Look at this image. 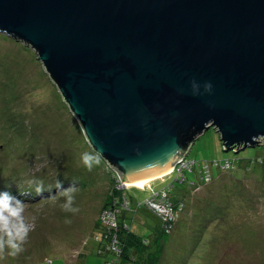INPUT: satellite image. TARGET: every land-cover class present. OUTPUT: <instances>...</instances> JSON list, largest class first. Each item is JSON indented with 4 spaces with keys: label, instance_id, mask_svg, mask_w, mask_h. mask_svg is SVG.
<instances>
[{
    "label": "water",
    "instance_id": "water-1",
    "mask_svg": "<svg viewBox=\"0 0 264 264\" xmlns=\"http://www.w3.org/2000/svg\"><path fill=\"white\" fill-rule=\"evenodd\" d=\"M0 34L127 184L171 175L210 129L226 153L264 146V0H0Z\"/></svg>",
    "mask_w": 264,
    "mask_h": 264
},
{
    "label": "rangeland",
    "instance_id": "rangeland-1",
    "mask_svg": "<svg viewBox=\"0 0 264 264\" xmlns=\"http://www.w3.org/2000/svg\"><path fill=\"white\" fill-rule=\"evenodd\" d=\"M85 152L94 154L34 51L0 34V192L22 200L32 224L23 251L12 257L5 250L0 264H105L110 253H122L126 221L135 218L133 230L141 235L158 230L149 212L135 205L130 210L126 192L142 204L172 184L185 208L163 245L160 264H264V146L226 153L220 135L210 129L188 157L201 164L237 159L238 167L200 186L180 185L175 175L138 187L119 184L123 181L102 159L89 171L81 159ZM29 181L44 191L37 195ZM56 181L62 189L75 183L78 212L63 209ZM110 197L115 227L104 217Z\"/></svg>",
    "mask_w": 264,
    "mask_h": 264
},
{
    "label": "trees",
    "instance_id": "trees-1",
    "mask_svg": "<svg viewBox=\"0 0 264 264\" xmlns=\"http://www.w3.org/2000/svg\"><path fill=\"white\" fill-rule=\"evenodd\" d=\"M214 161L216 160L206 161V162L212 163ZM235 161L236 162L234 163V169L238 167V160L236 159ZM260 164L262 167H264V161L260 162ZM228 172L232 173L233 169ZM216 173L219 172L214 169L213 180L216 179L215 178ZM225 173L227 172H223V174ZM188 175H194V179L190 181L188 179ZM185 176L186 177L184 182L180 183L181 179H179L180 181L175 180V182L184 186H186L188 183L189 185L190 184L199 185V186L207 185L205 182L199 181L197 179L198 177L196 178L195 173H190L186 171ZM173 188H174V184H172L168 189L165 188V190H167L168 193V202L170 204L171 210L173 212L174 211L178 212L180 209L185 208L184 201L180 199V196L178 194L173 193ZM126 201L128 202V207L130 208V210H133L134 208L132 206L135 205V208L138 207L137 211L145 210L149 212L157 220L158 230L157 232L152 230V232L149 235H141L133 230L134 226L132 223H134L135 218L131 220V223L130 220L126 221L124 225L125 224L128 225L129 230L126 231V234L121 236L122 253L121 255L118 256H115L113 255V253H110L112 259L107 260L105 264H160V260L163 255V245L167 244L169 241L170 233L167 232L168 228H165L164 222L161 219H159L155 214H153L151 211L148 210V207L146 206V201H148V199L142 204L139 203L135 204L133 198L131 196H128V192H126ZM112 204H113V198L110 197L106 200L105 209L108 206H111ZM170 223L175 225L174 220L170 221L168 224L170 225ZM100 225L101 222L99 221L98 226Z\"/></svg>",
    "mask_w": 264,
    "mask_h": 264
},
{
    "label": "clouds",
    "instance_id": "clouds-1",
    "mask_svg": "<svg viewBox=\"0 0 264 264\" xmlns=\"http://www.w3.org/2000/svg\"><path fill=\"white\" fill-rule=\"evenodd\" d=\"M199 85L193 81V94L199 92ZM212 85L206 83L204 90L210 92ZM102 152L96 149L93 153L85 152L81 159L85 167L91 171L94 165H98L101 160ZM30 185H35L37 195L44 191L43 185L36 181H29ZM59 195L65 197V202L62 205L67 212H78V208L73 207L74 197L72 193L77 191L75 183L67 189H62V182L56 181L55 187ZM26 204L13 196L10 192H0V259L4 258L5 250L9 256L15 257L23 251V245L27 241L32 224L25 217ZM34 219V218H33Z\"/></svg>",
    "mask_w": 264,
    "mask_h": 264
},
{
    "label": "built area",
    "instance_id": "built-area-1",
    "mask_svg": "<svg viewBox=\"0 0 264 264\" xmlns=\"http://www.w3.org/2000/svg\"><path fill=\"white\" fill-rule=\"evenodd\" d=\"M236 161L234 159H225L223 161H214L212 163H204L201 164L195 160H191L189 157L185 158L183 161L178 163L173 169L171 175H176V181L184 182L185 181V172L188 171L190 173H195L196 178L199 181H203L206 184L210 183L213 180V172L214 169L217 170L219 173L228 172L234 169V163ZM195 171V172H194ZM118 177V176H117ZM119 181V180H118ZM119 184H126L120 181ZM128 204V202L126 201ZM146 206L148 210L155 214L159 219L164 222L165 228H168L167 232L171 233L173 229V224L170 221L177 218L178 213L182 210L180 209L178 212H173L171 210L170 204L168 202V193L167 190L163 189L161 192L153 194L151 197L148 198L146 201ZM107 216V220L112 223L115 221V210L114 207L106 208L104 211V217ZM104 222V221H103ZM114 225L111 227H115Z\"/></svg>",
    "mask_w": 264,
    "mask_h": 264
},
{
    "label": "bare ground",
    "instance_id": "bare-ground-1",
    "mask_svg": "<svg viewBox=\"0 0 264 264\" xmlns=\"http://www.w3.org/2000/svg\"><path fill=\"white\" fill-rule=\"evenodd\" d=\"M147 182H149V180H142V181H137V182H135L134 184H132V185H135V186H142V185H144V184H146ZM130 185V184H129Z\"/></svg>",
    "mask_w": 264,
    "mask_h": 264
}]
</instances>
